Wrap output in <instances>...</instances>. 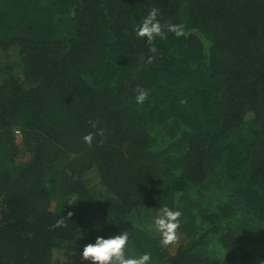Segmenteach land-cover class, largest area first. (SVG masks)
Returning a JSON list of instances; mask_svg holds the SVG:
<instances>
[{
    "label": "trees",
    "instance_id": "1",
    "mask_svg": "<svg viewBox=\"0 0 264 264\" xmlns=\"http://www.w3.org/2000/svg\"><path fill=\"white\" fill-rule=\"evenodd\" d=\"M153 7L186 35L137 38ZM10 52L0 264H91L84 246L123 231L151 264H264V0H0ZM162 206L182 212L174 250L148 225Z\"/></svg>",
    "mask_w": 264,
    "mask_h": 264
},
{
    "label": "clouds",
    "instance_id": "2",
    "mask_svg": "<svg viewBox=\"0 0 264 264\" xmlns=\"http://www.w3.org/2000/svg\"><path fill=\"white\" fill-rule=\"evenodd\" d=\"M159 16V9L153 7L150 9L145 18L139 23L135 29V35L137 38H146L149 45H152L156 37L161 39H167L166 32L173 33L177 38L186 35V25L183 23L162 24ZM150 51L156 53V47H151ZM154 57L150 56L147 59V63L151 64ZM149 97V91L137 87L135 101L137 104H143ZM185 103V101H181ZM93 129H96L97 122L89 121ZM94 135L103 136L104 132L102 129L97 130L96 133H89L83 137L86 144L91 146ZM71 174L70 172L68 173ZM78 196L73 194L69 200L68 205L76 204ZM73 215L72 212L67 213V217L62 216L58 219L51 228L54 230L60 227H67L68 219ZM182 212L179 210H172L167 206H162L158 210V215L154 220L155 230L160 234L161 245L169 247L179 242V232L181 227ZM129 241V232L123 231L122 233L112 236L110 238L97 237L95 243H89L84 246L81 253V259L83 261H90L91 264H151V254L144 253L139 256H128L126 254V247Z\"/></svg>",
    "mask_w": 264,
    "mask_h": 264
},
{
    "label": "rangeland",
    "instance_id": "3",
    "mask_svg": "<svg viewBox=\"0 0 264 264\" xmlns=\"http://www.w3.org/2000/svg\"><path fill=\"white\" fill-rule=\"evenodd\" d=\"M0 59H1V65L3 66V68L5 70L9 71L11 69L10 71H12L13 73H18L20 71V60L16 54H13L12 52L8 53L7 55L3 54V55H0ZM8 68H10V69H8ZM18 143L20 144V140L18 141ZM148 225L150 226L151 231L153 233H155V235L160 236V234L155 230L154 220L152 222H150ZM180 242H181V239L179 238L178 244ZM184 243H185V241H184ZM175 245H173L171 247V248H173L172 250H174ZM69 258L70 257L63 252H61V253L54 252L52 262H53V264H71L69 261Z\"/></svg>",
    "mask_w": 264,
    "mask_h": 264
}]
</instances>
